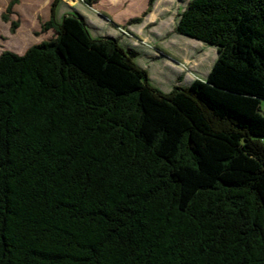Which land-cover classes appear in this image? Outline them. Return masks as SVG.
Instances as JSON below:
<instances>
[{"label": "trees", "instance_id": "16d2710c", "mask_svg": "<svg viewBox=\"0 0 264 264\" xmlns=\"http://www.w3.org/2000/svg\"><path fill=\"white\" fill-rule=\"evenodd\" d=\"M59 1L0 54V264H264V0H189L217 58L168 92Z\"/></svg>", "mask_w": 264, "mask_h": 264}, {"label": "rangeland", "instance_id": "374dc122", "mask_svg": "<svg viewBox=\"0 0 264 264\" xmlns=\"http://www.w3.org/2000/svg\"><path fill=\"white\" fill-rule=\"evenodd\" d=\"M55 1L0 0V54L4 50L23 54L32 45L51 39L54 29L42 31V25L50 19ZM188 1L155 0L149 9V0H60L57 17L79 12L94 36H117L125 48L126 44L134 46L141 52L136 60L148 71L151 83L168 92L179 79L185 78L184 85L196 77L205 79L217 58L216 46L174 30L178 13ZM13 22L18 23L15 31Z\"/></svg>", "mask_w": 264, "mask_h": 264}]
</instances>
